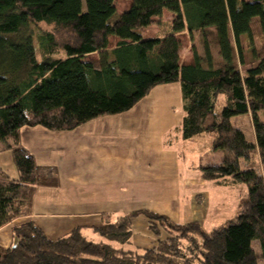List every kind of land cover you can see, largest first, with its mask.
I'll return each instance as SVG.
<instances>
[{
	"label": "trees",
	"instance_id": "1",
	"mask_svg": "<svg viewBox=\"0 0 264 264\" xmlns=\"http://www.w3.org/2000/svg\"><path fill=\"white\" fill-rule=\"evenodd\" d=\"M164 11L173 15L168 29L162 37L144 39L143 30ZM254 18L262 36L260 57L251 32ZM42 23L65 38L40 34L38 61L32 26ZM184 32L203 33L204 53L201 57L193 48L192 60L180 64L179 35ZM209 36L218 47V66ZM58 51L64 58L53 57ZM246 53L251 62L242 74L238 65H245ZM91 54L97 58L87 60ZM171 84L180 86L182 139L212 136L211 150L198 166L201 179L231 178L248 186L236 217L208 234L196 223L172 225L176 234L158 239L141 254L125 249L132 219L144 216L150 232L159 236L166 217L141 210L105 220L94 229L98 242L81 228L50 239L28 221L12 228L15 247L0 246V264H258L254 242L264 262V175L242 164L257 150L264 165V122L257 117L264 111V0H132L120 15L114 0H0V151L11 152L18 172L13 180L0 170V229L28 215L35 189L56 178L53 168L37 166L20 144L22 128L70 131L126 113L155 87ZM247 114L255 143L230 123Z\"/></svg>",
	"mask_w": 264,
	"mask_h": 264
},
{
	"label": "crops",
	"instance_id": "2",
	"mask_svg": "<svg viewBox=\"0 0 264 264\" xmlns=\"http://www.w3.org/2000/svg\"><path fill=\"white\" fill-rule=\"evenodd\" d=\"M164 15L153 23L157 29L154 37H162L165 33L161 30ZM172 18L167 16L170 22ZM185 35L187 32L179 36ZM116 42L111 40L113 45ZM166 87L160 91L172 90L173 102H179L176 84ZM160 88L153 89L146 100L143 98L126 113L99 117L70 131L22 128L20 144L34 157L37 166L53 168L56 178L35 189L28 215L0 229V245L6 247L11 242L12 228L28 221H33L50 239L64 237L75 228H81L85 237L87 234L98 236L94 229L103 221H115L131 212L129 206L139 197L136 185L141 182L159 185L162 178L158 177L166 165L164 156L169 161L172 156L175 159L179 156L178 152L163 148L168 145H165V137L183 117V112L174 116L172 111L163 114L158 111L160 103L156 91ZM165 115L170 118L173 115L176 121L170 123ZM0 170L11 179H18L9 150L0 151ZM199 178L196 176L195 182ZM187 183L193 181L186 180ZM148 196L152 194L148 192ZM165 212L160 213L168 214ZM155 242L143 246L150 248Z\"/></svg>",
	"mask_w": 264,
	"mask_h": 264
},
{
	"label": "rangeland",
	"instance_id": "3",
	"mask_svg": "<svg viewBox=\"0 0 264 264\" xmlns=\"http://www.w3.org/2000/svg\"><path fill=\"white\" fill-rule=\"evenodd\" d=\"M114 3L116 15H120L130 7L132 0H114ZM163 13L165 15L164 19H162V24L164 26V28L161 27L162 32L168 29L166 27L170 20L167 19V16H173L169 11H164ZM32 30L34 33L36 59L38 61L41 60V53L38 48L37 41L40 34L45 32L53 33L58 40L63 37L65 38L64 32L51 25L43 23L32 26ZM156 32L157 29L155 26L153 24L149 25L143 30L142 37L144 39L155 38L154 35ZM209 32L214 34V30L212 28ZM251 32L256 53L260 57L262 55V36L259 29L258 18H254L252 20ZM203 36L204 35L201 32H194L192 36H179L181 40V48L179 51L180 64H184L192 60L193 48L199 56L203 57ZM112 40L116 41L117 39L112 38ZM208 42L210 44L214 65L218 66L221 63V59L218 55V47L214 36L213 38L212 36H209ZM243 44L246 46L245 39H243ZM53 57L64 58V53L62 51H58ZM95 58H97L96 55L94 57L88 56L86 59L93 60ZM244 61L245 65H238V69L242 74H244L246 68L249 67V63L251 62L249 53H246ZM166 86L169 85H161L159 86L161 88L156 91L159 93L158 96H156L160 103L158 105V111L160 110L159 112H161V114L165 111H172L174 116H178L183 112L180 86L179 84H176V87H174L179 90V102H173L175 96L172 90V92L160 91L163 90V88H167ZM156 88L158 87H155L154 89ZM219 100L222 102L223 98L220 97ZM173 115H171V118L165 115L167 119L170 118V123L175 120V118L172 117ZM257 117L260 122H264V111L258 112ZM230 123L243 133L248 142L255 143L252 117L250 114L233 117L231 118ZM180 124L181 123L177 126L171 127V131H168L165 137V145L168 143V145H171L172 148H168V145H166L167 148L163 147L166 150H171L175 154L178 152V158L175 159L172 156L169 161L168 158L164 156L166 165L164 170L161 171L162 174L158 177L162 178L160 181L161 183L158 185L153 182H150L149 184L141 182L136 185L135 192L139 194V197L136 199L137 202L134 201L136 203L129 206L131 212L141 210H147L150 212L155 211L152 213L166 217L167 222H164L163 225L159 224L160 235L156 236L150 232L148 228V221L144 216L140 215L133 218L131 221V241L125 249L132 251L139 250L138 253L141 254L142 248L148 247L143 246L146 245V243H152V241L154 242L158 239L163 240L167 236H170V234H176L174 233L172 225H187L190 223H196L202 232L208 234L215 229L221 228L229 220L235 218L240 211L242 202L248 197V186L245 184H237L233 182L231 178H222L214 181H202L198 166L200 161H203L205 154L211 150L212 136L209 134H203L199 137H195L194 139L184 141L181 138ZM1 148L3 149L4 147L0 144V149ZM242 164H245V166H253L260 175H264V165L259 159L257 150L250 155L247 163L243 162ZM196 176H200V178L195 182ZM186 180H192L193 183L185 184ZM148 192H150L152 196H148ZM162 210L166 211L165 213L168 214H161L160 212H162ZM191 237L194 241H196V243H199L201 240L197 235H191ZM87 238L95 242L101 239L95 234H87ZM184 244H186V246L188 245L186 241ZM11 245L12 237L11 242L7 244L6 247L0 246L3 248H9ZM253 249L257 256L258 264H264L263 259L261 258L259 244L257 242L253 243Z\"/></svg>",
	"mask_w": 264,
	"mask_h": 264
},
{
	"label": "water",
	"instance_id": "4",
	"mask_svg": "<svg viewBox=\"0 0 264 264\" xmlns=\"http://www.w3.org/2000/svg\"><path fill=\"white\" fill-rule=\"evenodd\" d=\"M16 242H17V239H13V245H12V247H15Z\"/></svg>",
	"mask_w": 264,
	"mask_h": 264
}]
</instances>
